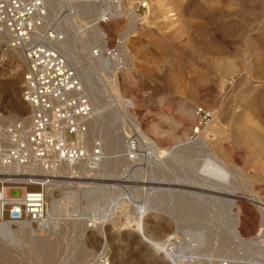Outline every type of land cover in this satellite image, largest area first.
Returning <instances> with one entry per match:
<instances>
[{"label":"rangeland","instance_id":"rangeland-1","mask_svg":"<svg viewBox=\"0 0 264 264\" xmlns=\"http://www.w3.org/2000/svg\"><path fill=\"white\" fill-rule=\"evenodd\" d=\"M148 1L140 22L99 25L109 46L121 44V71L89 59L93 45L106 46L86 42L96 10L68 22L80 52L68 62L79 71L93 109L88 135L105 160L96 173L63 182L53 194L61 199L62 189L92 185L106 201L91 202L83 192L66 213L51 216L55 227L12 231L21 241L0 246V264H99L105 255L115 264H173L128 233L142 216L153 239L167 243L182 264H264V0ZM3 47L0 111L17 120L27 114L20 96L25 63ZM196 107L214 114L191 142ZM113 135L124 142L133 135L137 151L128 153L125 143L121 149V137ZM108 158L112 170L104 167ZM121 226L127 229L116 237Z\"/></svg>","mask_w":264,"mask_h":264},{"label":"built area","instance_id":"built-area-1","mask_svg":"<svg viewBox=\"0 0 264 264\" xmlns=\"http://www.w3.org/2000/svg\"><path fill=\"white\" fill-rule=\"evenodd\" d=\"M85 1L96 10L89 26L102 27L117 18L140 22L149 12L148 0ZM62 12L75 16L73 9ZM49 14L46 0H0L1 45L20 52L25 62L20 96L26 116L5 121L0 111V225L11 231L43 224L47 201L60 184L80 180L82 166L96 173L103 161L100 145L87 144L93 109L75 69L58 49L64 35L47 25ZM102 33L106 46L93 45V58L124 70L121 44L109 46ZM213 114L195 108L188 141L201 137ZM125 145L130 154L138 149L133 135ZM16 189L21 196L11 197L9 192ZM107 260L98 259L99 264H110Z\"/></svg>","mask_w":264,"mask_h":264},{"label":"bare ground","instance_id":"bare-ground-1","mask_svg":"<svg viewBox=\"0 0 264 264\" xmlns=\"http://www.w3.org/2000/svg\"><path fill=\"white\" fill-rule=\"evenodd\" d=\"M47 2V5H48V8H49V11H50V14H49V17L47 19V25L48 26H53L57 32H60L64 35V40L60 43H58V49L59 51L61 52V54L64 56V58L68 61L69 59H73L74 57H78L80 56V52L78 51H75V49L78 48V39H77V35L72 33L70 31L71 27L68 25L69 23V19H72V18H75V19H84V18H91L94 16V13H95V8L94 6L88 4L86 1H80V0H46ZM69 8V9H73L74 12H75V16H69V15H65L62 10L64 8ZM77 22V21H76ZM69 26V28H68ZM92 30H94V35H90V33L88 34L89 35V40L86 41L87 43H91L93 45V43L97 42L98 40V43L101 44L102 47L105 46V41L103 39V34L100 33V29H99V25H96V26H92L91 27ZM87 34V33H86ZM87 38V39H88ZM85 39V38H84ZM0 42H2L0 40ZM85 42V43H86ZM86 43V45H87ZM90 45V44H89ZM6 47V46H5ZM6 49H8L6 47ZM79 49V48H78ZM10 50V49H8ZM7 50V51H8ZM10 51H13V50H10ZM20 53V52H18ZM74 55V57L72 56ZM90 58L92 57V59L95 61H102V62H105L107 63V65L104 66V68H106L109 63L106 62V61H103V60H100V59H94L93 58V55H92V52H90ZM21 58V61H24V59L22 58V56H20ZM19 58V60H20ZM17 64L14 65V67H16L18 65V60L15 61ZM25 63V62H24ZM110 66V65H109ZM76 71V70H75ZM79 72V71H77ZM76 72V73H77ZM84 72V70H83ZM81 73V72H80ZM86 73V72H85ZM78 75V74H77ZM81 75V74H80ZM88 76V74H86ZM86 76V77H87ZM79 77V76H78ZM81 80V79H80ZM21 106L25 109H27V107L21 103ZM111 115V114H109ZM14 118L11 117V116H8V118H5L4 120H13ZM109 124L111 125H115V120L112 116H109ZM91 126V125H90ZM106 129H108V132L110 133H113V130L111 131L112 129V126L108 125V127H106ZM115 137H121V149H122V145L125 143L123 141V137L122 135L121 136H117V135H113ZM94 141L91 140L90 138V135L87 136V144L88 146H91L93 145ZM150 144V148L157 154H161V151L160 149L154 144V143H149ZM137 145H138V142H137ZM117 147V146H116ZM108 149L109 152L113 151L111 147L108 146ZM125 157L127 156H124V158H122V161L124 160L125 161ZM105 160V158L103 159ZM127 160V159H126ZM102 164V163H101ZM104 167H106L107 169H111L112 170V167L114 165V161H113V158H108L104 163ZM100 167V166H99ZM88 173V170L86 169L85 166H82L80 168V175H82V178H80V180H83L85 179V174ZM101 180V179H100ZM105 181V180H104ZM101 186V185H100ZM95 187V186H94ZM94 187L92 188V185L91 186H86L85 187H82L80 186L79 188L76 187V186H72L71 188H66L63 192V189L60 191L61 195H62V198L61 199H56L54 194H52L51 198L47 201V208H46V219H45V222L43 224H41L39 227H38V230L39 229H42V228H45V227H48V226H51L53 227L54 225V220H58V219H53L51 216H53V214L55 215L59 210V212H65L67 211V208L66 206L68 204H71V205H76V203L78 202V199H79V195L81 193H85L87 199L89 198V201H91L92 199L93 200H98L101 202V200H104L106 197H105V194L104 196L102 195V188H99L97 186L98 189H101L99 190L98 192H94ZM103 187V186H101ZM91 188V189H90ZM104 188V187H103ZM106 188V187H105ZM90 189V191H88ZM96 189V188H95ZM97 189V190H98ZM64 193V194H63ZM104 193V192H103ZM85 197V196H84ZM53 199H55V201H53ZM86 199V198H84ZM57 201V202H56ZM88 201V200H87ZM106 201V200H104ZM92 202V201H91ZM97 202V201H96ZM231 203V202H230ZM92 205V203H91ZM90 205V206H91ZM230 205H233L230 204ZM88 206V205H87ZM89 206V207H90ZM143 206V205H142ZM196 206V205H195ZM71 207V206H70ZM72 208H75V207H72ZM140 214H144L145 212H147V208L144 206V207H141L140 208ZM100 216V215H99ZM102 217V214L100 216V218ZM142 219H139L137 222H135V225H136V228L134 229L135 232H137L138 235H141L142 238H143V242L145 243V245L148 246V248L150 250H153L157 253H161L163 252V255L164 257L168 260V261H171L173 264H182V261H181V257L179 258L178 255H175V254H170L166 251L165 247H167V243H160V241H158L157 239L154 240L153 239V236L150 234V232L147 231V228L144 227V224L142 223L143 221V216L141 217ZM102 219V218H101ZM97 221L100 220L99 218L96 219ZM129 220V219H128ZM232 224L235 223L234 220H232L231 222ZM102 224V223H100ZM131 224H133V222L130 221V223H127L125 226L127 228H131ZM134 225V226H135ZM229 225V224H228ZM231 225V224H230ZM31 226L32 225H29V226H25L21 229H18L17 230V233H21V235H30L29 232L32 231L31 229ZM125 226H121L119 229L122 231L124 229H127V228H124ZM232 226V225H231ZM55 227V226H54ZM234 229V228H232ZM119 230V231H120ZM2 231V232H1ZM234 231V230H233ZM6 238H4L3 235ZM235 232L232 233V235H234ZM0 235L3 236V238L0 236V246L3 245L4 243L7 245H16L17 243H20L21 240L18 239V237L16 235H14V233L9 230L7 227L3 226V225H0ZM227 235V234H226ZM236 235V234H235ZM234 235V236H235ZM235 238V237H234ZM238 238V237H237ZM38 239V238H37ZM40 240V238H39ZM38 240V241H39ZM31 241V240H30ZM37 241V240H35ZM37 241V243H38ZM41 241V240H40ZM238 241V240H237ZM2 251V250H1ZM0 251V252H1ZM160 255V254H159ZM107 256V255H105ZM109 263L110 264H115L114 261L110 262V259H109ZM190 263V262H189ZM228 264V263H227Z\"/></svg>","mask_w":264,"mask_h":264},{"label":"water","instance_id":"water-1","mask_svg":"<svg viewBox=\"0 0 264 264\" xmlns=\"http://www.w3.org/2000/svg\"><path fill=\"white\" fill-rule=\"evenodd\" d=\"M121 232L122 231H119V230H116L115 231V236L116 237H120L121 236ZM129 234H132V235H134V234H137V233H135V232H133V231H131V232H128ZM139 237L141 238V240H143V238H142V236L141 235H139ZM143 242V241H142ZM144 243V242H143ZM145 244V243H144Z\"/></svg>","mask_w":264,"mask_h":264}]
</instances>
